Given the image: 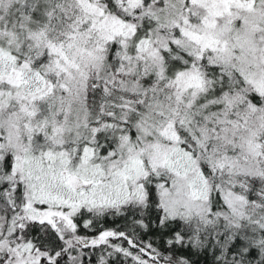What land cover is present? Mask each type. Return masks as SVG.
Returning a JSON list of instances; mask_svg holds the SVG:
<instances>
[{
  "label": "snow or ice",
  "instance_id": "snow-or-ice-1",
  "mask_svg": "<svg viewBox=\"0 0 264 264\" xmlns=\"http://www.w3.org/2000/svg\"><path fill=\"white\" fill-rule=\"evenodd\" d=\"M0 264H264V0H0Z\"/></svg>",
  "mask_w": 264,
  "mask_h": 264
}]
</instances>
